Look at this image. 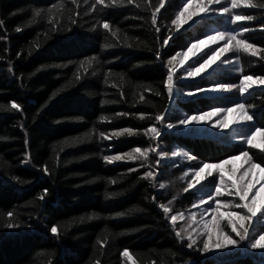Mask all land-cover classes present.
Listing matches in <instances>:
<instances>
[{
	"label": "trees",
	"instance_id": "1",
	"mask_svg": "<svg viewBox=\"0 0 264 264\" xmlns=\"http://www.w3.org/2000/svg\"><path fill=\"white\" fill-rule=\"evenodd\" d=\"M93 2L80 0L77 7L70 0H0V105L21 106L20 111L0 110V264H133L121 257L124 249L136 264H264V255L247 251L209 254L188 248L159 207L172 200L173 212L184 211L213 190L217 175L184 192L188 182L179 174L186 168L216 164L243 151L264 167V152L241 139L264 129V86L244 96L236 89L180 95L214 84L238 85L242 75L264 76V60L228 53L221 59L231 64L218 62L194 79L183 80V70L178 71V93L171 100L165 88L167 60L211 31L249 27L255 30L242 38L264 48V10H238L257 19L236 26L229 15L213 12L176 31L171 20L184 0H167L155 27L144 0H136L139 8L125 0L95 10ZM157 2L152 0V7ZM61 3L64 10L49 13ZM36 9L42 15L31 22ZM105 21L117 31L115 37L101 27ZM215 46L188 64L201 63ZM88 60L91 66L82 68ZM241 102L249 106L251 121L220 132L167 129L186 115ZM162 113L164 122L156 124L155 116ZM153 124L161 131L156 140L143 134ZM126 128L137 134L111 136ZM157 145L168 154L158 166L156 152L146 161L105 159ZM174 149L195 159L173 165ZM149 171L157 173L154 180L144 178ZM8 212L18 227L5 226ZM53 225L59 226V237L50 232ZM261 231L264 222L257 220L253 235ZM105 237L101 247L97 241Z\"/></svg>",
	"mask_w": 264,
	"mask_h": 264
},
{
	"label": "snow or ice",
	"instance_id": "2",
	"mask_svg": "<svg viewBox=\"0 0 264 264\" xmlns=\"http://www.w3.org/2000/svg\"><path fill=\"white\" fill-rule=\"evenodd\" d=\"M72 5L79 7L80 0H70ZM85 3L88 0H84ZM127 4H135L137 8L141 7L140 3L136 0H126ZM125 0H94L91 4V8L95 10L97 6L101 7H115L123 5ZM151 11V23L155 27L157 25V16L167 3V0H158L155 7H152V0H144ZM219 5L220 7H214ZM65 5L63 3L59 5H53L49 9L51 14L53 10L62 11ZM248 9H261L264 10V0H184V3L180 9L176 12L175 17L171 20L172 27L179 31L189 22L193 21L195 17L201 15H208L213 12L220 14H226L230 16L229 23L233 26L242 25L245 22H252L257 19L256 16L246 14L244 11L238 10ZM78 14V13H77ZM42 15V10L36 9L33 12L31 22ZM52 22V20H50ZM75 22V21H73ZM3 21L0 20V25ZM101 27L111 33L113 37L117 35V31L111 29V25L105 21L101 24ZM20 29L17 28V31ZM249 27H240L238 30L233 31H217L212 35L206 36L204 39L196 40L190 44L186 51L177 52L175 56L170 57L166 62L167 77L165 81V88L169 99L171 100L175 89L177 72L181 69L184 70L185 75L183 78L194 79L201 76L202 73L208 72L213 65L218 62L223 64H231V60H222L221 58L228 53H243L251 57H257L260 60H264V48L258 47L254 43H250L247 39L242 38L245 33L253 31ZM260 30L264 31V23L260 25ZM156 31L159 32V27H156ZM171 32L172 29H169ZM171 36L163 41L164 45H167ZM224 41V44L220 48H216L211 51V54L199 63L198 66L188 64L190 60L194 58L198 61L200 54L204 53L205 49H208L213 44H219ZM38 48L39 45H36ZM105 47H111V45H105ZM159 56V53L157 54ZM95 59V58H93ZM87 64L91 66L92 60H88L81 64L83 68ZM185 65H188L185 68ZM80 77L77 76V79ZM264 86V76L242 75L238 85L229 84H214L211 88L197 89L196 92L187 93L188 96L196 95L203 92H227L233 89H238L241 96L249 93L254 87ZM151 91V89H145ZM55 95V94H54ZM159 95V93H157ZM143 94L140 95V100H144ZM248 105L245 103H237L233 107L229 108H214L210 111L202 112L199 114L186 115L185 118L180 119L177 124H167L169 129L174 127H187L191 124L207 123L214 117H218L213 127L228 128L233 124H240L242 122L251 121L253 117L248 114ZM0 110L7 111H20L21 106L16 102H11L10 106L0 105ZM126 115V114H118ZM231 117V119H229ZM140 118H145L144 114L140 115ZM164 114H158L155 116L156 124H162L164 122ZM103 120H107V117H103ZM153 124L148 129L144 130V135L149 136L150 139L156 140L160 137L161 131ZM137 134L133 129L126 128L120 131L111 133V136H123V135ZM264 136V129L257 128L251 134L246 137H241L243 142L250 148H256L264 152V144L254 143L256 135ZM100 136L104 139L111 138L105 133L101 132ZM149 152H156L159 157L156 160V165L161 163V160L167 157V153L158 151L157 147L150 148H135L131 152L124 154H117L115 156L105 157V159L111 163L113 161L122 160H144L146 161L149 156ZM172 156H181L180 152L172 153ZM188 159H195L194 157H188ZM234 161H240L239 167H226L232 164ZM242 169V170H241ZM44 172L48 173L47 166L44 167ZM131 171H135L132 169ZM254 171L257 173L256 179H252ZM214 174L218 175V180L213 185V190L207 195L206 198L200 199L197 203L192 205V208H202L199 220L197 219V212L189 210L186 216L185 212H176L169 216L173 212L171 207L172 200H169L167 204H160L163 214L169 219V222L173 229H176L178 221H185V226L180 227L175 231V235L180 240H187V247L193 248L200 243L201 251L210 252L216 249H227L229 247H239L242 243L247 242L248 246L252 249H264V231H261L258 235H253L254 222L260 220L264 222V167L254 162L253 156L249 151H243L237 156H233L228 160H224L220 163H205L197 169L191 170V179L188 180L187 187L183 189L184 192H188L190 189L197 188L203 181L212 177ZM157 173L149 171L145 173L144 178L154 180ZM189 177V172H185L181 179ZM259 185V187H257ZM161 189L165 188L164 183H160ZM47 190L39 196L40 200L45 198ZM228 197V199H222ZM155 199V198H153ZM175 199V197L173 198ZM207 205V207H203ZM223 210V211H222ZM8 222L6 227L11 229L18 227V224L14 222V213L8 212L6 214ZM230 229V231H227ZM50 232L59 237L60 228L57 225H53ZM98 244L103 247L107 243V237L103 240L97 241ZM121 257L125 260H132L133 264L136 262L133 260L132 254L128 249H124L120 253ZM95 264H100L96 261ZM153 264L155 262L153 261Z\"/></svg>",
	"mask_w": 264,
	"mask_h": 264
},
{
	"label": "rangeland",
	"instance_id": "3",
	"mask_svg": "<svg viewBox=\"0 0 264 264\" xmlns=\"http://www.w3.org/2000/svg\"><path fill=\"white\" fill-rule=\"evenodd\" d=\"M218 7H220L219 5L217 6V8ZM215 32H217V31H211L208 35H212V34H214ZM207 35V36H208ZM206 37V36H205ZM205 37H203V38H201V39H204ZM201 39H199V40H201ZM195 42V41H194ZM194 42H192V43H194ZM192 43H190V44H192ZM190 44H188V46L190 45ZM223 44H224V41H221L219 44H213V45H216L215 46V48H213L212 50H214V49H216V48H220V47H222L223 46ZM188 46L184 49V50H182V51H180V52H183V51H186L187 50V48H188ZM212 46V45H211ZM211 50V51H212ZM211 54V53H210ZM209 54V55H210ZM207 58V57H206ZM205 58V59H206ZM203 62V61H202ZM201 62V63H202ZM188 65H185V68L187 67ZM195 66H198V64L197 65H195ZM213 67H214V65H213ZM212 67V68H213ZM211 69V68H210ZM209 69V70H210ZM183 70V69H182ZM185 75V73H184V70H183V72H182V75H181V77H183ZM183 80H188V78H183ZM213 85H211V86H209V87H206L205 89H207V88H211ZM237 91H238V89H236ZM189 92H196V91H186V92H180V95H183V96H188L187 95V93H189ZM174 93H178V91H177V89H175V92ZM204 93H221V92H204ZM234 106V105H233ZM233 106H230V107H233ZM222 108H229V107H222ZM214 109V108H213ZM210 110H212V109H210ZM210 110H208V111H210ZM206 112V111H205ZM183 118H185V117H183ZM183 118H181V119H183ZM218 119V117H214V118H212V120L211 121H209V122H207V123H201V124H191V125H188L187 127H174V128H172V129H174V130H176V129H178V130H180V131H201V132H205V131H212V132H220V131H222V130H224V129H226V128H218V127H213V124L216 122V120ZM229 119H231V117H229ZM178 123V122H177ZM176 123V124H177ZM242 123H244V122H242ZM241 124V123H240ZM235 125H238V124H233V125H231V126H235ZM254 143H256V144H264V136H260L259 134H257L256 135V137L254 138ZM180 152L181 153V156H179V157H174V156H172V153H174V152ZM171 154H169V156L173 159V161H177V162H174L173 163V165L175 164V163H178V161L179 160H184V159H188V155L186 154V152L185 151H183L182 149H174L173 150V152H172ZM230 159V158H229ZM228 160V159H227ZM220 163V162H219ZM203 164H201L200 166H202ZM239 165H240V161H234L232 164H230V165H227L226 167H239ZM199 166V167H200ZM198 167V168H199ZM195 169H197V168H195ZM191 170H193V169H190V168H186L185 170H183L182 171V173L181 174H179L181 177L183 176V174L187 171V172H189V177H187V178H185L184 180L185 181H187L188 182V180L189 179H191ZM242 170V169H241ZM214 175H217V174H214ZM256 175H257V173L254 171V173H253V176H252V179H256ZM217 180H218V175H217ZM257 187H259V185H257ZM207 196H205V195H201V196H199V198H198V200L195 202V203H197L200 199H202V198H206ZM222 199H228V197H226V198H222ZM203 207H207V205H205V206H203ZM189 210L190 211H193V212H197V219L199 220V218H200V213H202V211H203V209L202 208H199V209H197V208H189V209H187V210H184V211H176V212H185V214H186V216L188 215V213H189ZM223 211V210H222ZM176 212H172V213H170V215H172V214H175ZM183 226H185V221H178V223H177V226H176V229L178 230L180 227H183ZM226 230L227 231H230V229H227L226 228ZM201 244L200 243H198L195 247H197V248H199V250H200V252L201 253H209V254H214V253H217V252H220V253H224V252H227V251H240V252H243V251H247V252H249V253H256V254H259V255H261V256H263L264 255V249H252V248H250L249 246H248V243L247 242H245V243H242L239 247H235V248H233V247H229V248H227V249H216V250H212V251H210V252H203V251H201Z\"/></svg>",
	"mask_w": 264,
	"mask_h": 264
},
{
	"label": "bare ground",
	"instance_id": "4",
	"mask_svg": "<svg viewBox=\"0 0 264 264\" xmlns=\"http://www.w3.org/2000/svg\"><path fill=\"white\" fill-rule=\"evenodd\" d=\"M18 159V158H17ZM35 170V169H34Z\"/></svg>",
	"mask_w": 264,
	"mask_h": 264
}]
</instances>
